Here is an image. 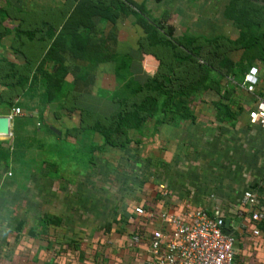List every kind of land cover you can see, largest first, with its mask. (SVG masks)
<instances>
[{
  "label": "rangeland",
  "instance_id": "rangeland-1",
  "mask_svg": "<svg viewBox=\"0 0 264 264\" xmlns=\"http://www.w3.org/2000/svg\"><path fill=\"white\" fill-rule=\"evenodd\" d=\"M131 1L124 10L105 11L102 19L89 0H0V116L20 109L9 120V135L0 136V148L7 151L1 170L11 173L0 181V264H146L142 249L126 245L134 225L130 200L144 210L217 208L236 215L241 192L263 164L259 147L248 139L253 130L245 113L253 98L237 86L246 63L242 48L230 43L241 29L223 16L228 0ZM240 2L256 27L249 37L256 29L264 34V0ZM138 5L156 27L159 45L148 47L137 18L124 14ZM61 26L88 35L106 55H128V69L119 67L121 58L116 68L110 61L87 64L88 57L80 55L86 50L72 57L56 43L52 55L60 57L61 70L44 55L51 40H43L53 29L56 37ZM80 34L72 46L79 45ZM182 35L196 37L199 58H183L175 49ZM222 60L241 68L228 77ZM200 64L208 67L207 78L184 101L192 120L156 124L153 115L126 130L122 148L103 143L99 130L112 126L115 115L141 96H156L151 78L173 89L192 82ZM252 64L259 70L256 88L264 90V65ZM127 79L141 91L116 98L113 92ZM215 102L234 118L216 119ZM29 170L34 174L27 177ZM15 178L21 180L17 188L7 181Z\"/></svg>",
  "mask_w": 264,
  "mask_h": 264
},
{
  "label": "trees",
  "instance_id": "trees-1",
  "mask_svg": "<svg viewBox=\"0 0 264 264\" xmlns=\"http://www.w3.org/2000/svg\"><path fill=\"white\" fill-rule=\"evenodd\" d=\"M89 7L91 11L93 10L96 15L100 16L102 19H105V11L108 12L110 8L112 9V12H116L118 9L124 10L125 7L130 6L131 4H134L131 0H125L126 6L123 5L121 0H97L94 4H92L95 0H89ZM109 4H106V2ZM105 2L104 4H101ZM133 6V5H132ZM135 6V5H134ZM124 8V9H123ZM137 10L129 11L125 10L123 11L124 14L130 13L132 16L137 18L138 24L140 25L143 33H144V42H146V45L148 47H152L154 45H159L160 41L157 39L156 35V27L151 25L148 21H146L142 17L141 7L138 5L136 7ZM120 10V11H121ZM3 11L0 9V13ZM4 12V11H3ZM122 12V11H121ZM122 12V13H123ZM246 12L242 9V4L240 0H228L227 4L225 5L223 9V16L226 17V19H230L235 26L241 29V32L239 33L238 37L235 39V41L230 42L231 44H236L237 47L242 48V62L246 63V67L243 69L241 68V63H234L229 60H222L221 65L225 70L226 76H231L233 74V70H239L238 71V79H237V86L241 81L242 74L246 71V69L250 66H252V62L255 60L261 61V63L264 65V34H262V31H259V29H256L255 34L251 35L249 37V34L247 32L250 30L252 31L254 27L251 22H253L252 18L250 16H246ZM245 29L244 31H242ZM75 31V30H74ZM26 32V31H23ZM48 32L47 38L43 39L44 41H50V44L48 45L47 49H45L44 55L46 57L52 56V60L60 67L61 70H64L63 64L61 63L60 57H55L52 55V53L55 51L56 43L57 46H59V51H65L69 53L72 57H76L81 53V50H86V54H80L82 57L87 56L88 61L87 64L95 65L100 64L105 61H110L115 64L117 59H122L125 62L120 63L121 70L128 69V63H129V56L119 55L114 52H109L108 55H106L104 52V47H100L91 44V37H88V35L80 34L82 38H80L79 45L72 46V42H77L78 38L75 34L77 32H68L66 29V26H61L59 29L58 34L56 37L54 36V29L52 32ZM29 34V33H27ZM170 35L168 34V37ZM58 37V38H57ZM196 37L189 36V35H182L181 37L177 38V48L183 51V58H199L200 54V47L196 42ZM247 40V41H246ZM67 41H70L68 44ZM91 41V42H90ZM162 44H168V42L163 41ZM95 49V50H94ZM57 50V49H56ZM174 50V48H173ZM98 51V52H97ZM97 52V54H96ZM104 54L103 58H100L101 54ZM59 56V55H58ZM121 56V57H119ZM185 56V57H184ZM173 57V55H172ZM175 59H180L181 57L175 56ZM42 61L41 64L44 63L46 60L44 59V56L41 57ZM178 62H181L179 60H176ZM128 62V63H127ZM118 67V68H119ZM116 68V64L115 67ZM198 69L200 74L196 76V78L185 85L177 84L173 87V89L163 88L162 84L157 81L155 78H151L148 81V85H151L154 91L153 96H141L136 102H133L129 108L128 111L125 113H119L114 116L113 118V124L112 126L104 129L101 128L99 130L100 136L102 137L103 143L110 146H118L119 148H122L124 143L126 142V130L128 128H138L140 123L142 122L143 118L156 116L155 123L161 124V123H171L176 118L186 119V120H192L193 116L190 115L188 112V108L186 107V101L188 96L197 91L201 84L204 82V80L207 78L208 74V67L203 66L200 64L198 66ZM120 69H117L116 71L119 72ZM228 76V77H229ZM121 89H117L113 93L114 96L117 98L120 93L124 94L126 98L130 97L133 98L134 96H137V94L141 91L140 87L135 85L132 82V79H127L121 84ZM239 88V87H238ZM111 93V94H113ZM257 95H261L259 92H256ZM158 98V99H157ZM213 109L215 111V117H219V119L224 117L225 121H229L234 118V113H232L227 107L223 104H220L218 102L213 103ZM176 117V118H175ZM115 134L117 136H120L123 138L122 141L115 140ZM125 137V139H124ZM7 160V151L0 148V161H2L4 164ZM260 204L264 205L263 201H260ZM17 228V227H16Z\"/></svg>",
  "mask_w": 264,
  "mask_h": 264
},
{
  "label": "built area",
  "instance_id": "built-area-1",
  "mask_svg": "<svg viewBox=\"0 0 264 264\" xmlns=\"http://www.w3.org/2000/svg\"><path fill=\"white\" fill-rule=\"evenodd\" d=\"M259 70L252 65L242 74L238 87L252 96L253 102L245 113L249 125L264 131V90H256ZM259 92L261 95H257ZM20 115V109L14 107L9 118ZM162 190V186H159ZM162 194V193H161ZM236 217L244 220L241 226L252 224L250 234L258 235L255 224L264 219V207L260 196L254 191L246 190L240 196ZM129 221L133 224L146 222L155 225L144 234L132 230L126 243L127 247L143 245L146 264H235L234 246L236 237L224 228V219L217 212L210 213L200 208L182 211L172 209L144 210V207L130 200ZM227 230L228 234H224Z\"/></svg>",
  "mask_w": 264,
  "mask_h": 264
},
{
  "label": "crops",
  "instance_id": "crops-1",
  "mask_svg": "<svg viewBox=\"0 0 264 264\" xmlns=\"http://www.w3.org/2000/svg\"><path fill=\"white\" fill-rule=\"evenodd\" d=\"M13 1H21V0H13ZM41 1H48V0H41ZM60 1H64V0H60ZM23 10L27 11V9L25 8ZM45 22L46 21H41L39 24L41 23L47 24ZM256 90L258 91V89ZM246 124L250 129L253 130L248 135L249 142H254V145L253 144L252 145L254 146L255 149H257L256 148L257 146L259 147L258 148L259 155H260L259 160L263 164L260 167L258 174H256V177L253 178L254 181L250 182L249 185L242 192L246 190L254 191L256 194L258 193V196H260V201L264 202V131L259 129L257 126L249 125L247 121H246ZM1 165L3 166V163L2 164L0 163V176H1L0 181L4 180L5 174H7V176L9 175L11 176V173L9 172L5 173L1 170ZM32 172L33 170H29L28 172H26V175L28 173L27 177L33 176L34 173ZM38 176L44 177L41 173L38 174ZM14 180L13 181L7 180V181L10 182L14 188H17L18 184L20 185L21 180H17L16 178ZM144 204L146 206L150 205L149 203H144ZM157 206L158 205H156L155 207ZM262 206L264 207V205ZM194 208H197V207H194ZM239 208L241 209L239 203L238 204L236 203L234 210H238ZM205 210L210 213H213L216 211L220 217H222L224 220L227 221V227L229 229V232L235 235L236 237V243L234 246V263L235 264H264V219L261 222H258L255 224V227L258 230V235L252 236L250 234L252 224L247 223L245 227L241 226L242 222L244 224V220H240L239 218H237L234 215V212L233 214L228 213L226 215H222L219 213L217 208H215L214 210L212 209L213 211L212 210L209 211V209H205ZM152 226L153 225H151V223L143 222V224L142 223L134 224L132 228L133 230H136V231L139 230V231H142L144 234H147L151 230ZM142 247L143 245L139 246V248L143 250V254H144L145 252ZM144 257H145V254H144Z\"/></svg>",
  "mask_w": 264,
  "mask_h": 264
},
{
  "label": "water",
  "instance_id": "water-1",
  "mask_svg": "<svg viewBox=\"0 0 264 264\" xmlns=\"http://www.w3.org/2000/svg\"><path fill=\"white\" fill-rule=\"evenodd\" d=\"M9 120L10 118L8 116H0V136H6L9 135ZM49 130L53 132L55 135H59V132L55 129L49 127ZM227 226V221L224 220V228ZM224 234H228V231L225 230Z\"/></svg>",
  "mask_w": 264,
  "mask_h": 264
}]
</instances>
